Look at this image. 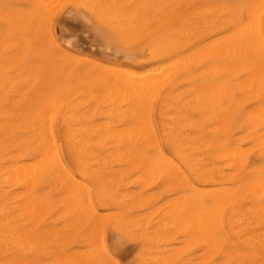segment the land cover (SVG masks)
I'll return each instance as SVG.
<instances>
[{
  "label": "rangeland",
  "instance_id": "374dc122",
  "mask_svg": "<svg viewBox=\"0 0 264 264\" xmlns=\"http://www.w3.org/2000/svg\"><path fill=\"white\" fill-rule=\"evenodd\" d=\"M263 3L0 0V264H264ZM234 35L244 44L239 59L245 64L239 59V66L224 61L227 108L221 104L225 115H220L227 119L228 114L233 124L228 119L223 124L216 108H196L197 92L202 91H192L202 79V46L219 37L224 47ZM230 42L223 51L234 48V40ZM126 136L181 137L189 147L175 152L162 141L157 150L150 144L140 148V142L131 153L109 147ZM46 137L50 143L43 141ZM203 138L207 143L213 140V148ZM68 140H78L79 147L68 149ZM50 156H55L52 163ZM229 156L239 166L236 160L230 166ZM228 160L232 162L223 167ZM244 186L254 191L246 188L245 194ZM212 193L224 196L222 203L237 194L233 199L241 194L243 199H232L233 205L231 200L224 202L233 206L225 208L220 201L217 209L222 206L223 212L212 209L213 218L214 213L210 216L205 209L213 204ZM203 217L208 218L205 223ZM209 220L217 223L211 221L218 237L214 246L206 238ZM228 220L233 225L227 227ZM245 234L253 244H245Z\"/></svg>",
  "mask_w": 264,
  "mask_h": 264
},
{
  "label": "bare ground",
  "instance_id": "6f19581e",
  "mask_svg": "<svg viewBox=\"0 0 264 264\" xmlns=\"http://www.w3.org/2000/svg\"><path fill=\"white\" fill-rule=\"evenodd\" d=\"M262 1H263V0H262ZM252 2H253V1H252ZM186 3H187V2H186ZM263 4H264V3H263ZM254 5H255V4H254ZM260 5L262 6V3H261ZM215 6H216V5H215ZM232 6H233V5H232ZM249 6H250V5H249ZM255 6H259V5H255ZM223 7H224V6H223ZM251 7H252V6H251ZM263 7H264V6H263ZM263 7H262V8H263ZM217 9H218V8H217ZM222 9H223V8H222ZM248 9H249V8H248ZM197 10H198V9H197ZM208 10H209V9H208ZM212 10H213V8H212ZM214 10H215V9H214ZM218 10H219V9H218ZM261 10H262V9H261ZM194 12H195V11H194ZM209 12H210V11H209ZM213 12H214V11H213ZM229 12H230V11H229ZM245 12H246V11H245ZM196 13H197V12H196ZM199 13H200V12H199ZM199 13H198V14H199ZM201 13H202V12H201ZM258 14H259V13H258ZM258 14H257V15H258ZM200 15H201V14H200ZM214 15H215V13H214ZM247 15H248V14H247ZM250 15H251V14H250ZM257 15H256V16H257ZM260 15H261V14H260ZM253 16H254V15H252V17H253ZM215 17H216V16H215ZM227 19H228V18H227ZM230 19H231V18H230ZM223 20H224V19H223ZM250 20H251V19H250ZM253 20H254V19H253ZM211 21H212V20H211ZM227 21L229 22V20H227ZM253 22H254V21H253ZM232 23H233V22H232ZM248 24H249V22H248ZM217 25H218V23H217ZM244 25H245V24H244ZM249 25H252V26H253L254 24H249ZM134 26H135V25H134ZM212 26H215V25H212ZM256 26H257V25H256ZM259 26H260V25H259ZM196 27H197V26H196ZM215 27H216V26H215ZM243 27H244V26H243ZM248 27H249V26H248ZM262 27H263V26H262ZM235 29H236V28H235ZM239 29H240V28H239ZM239 29H238V30H239ZM242 29H243V28H242ZM214 30H217V29H214ZM249 30H250V28H249ZM257 30H258V29H257ZM212 31H213V29H212ZM241 31L243 32V30H241ZM251 31H252V30H250V33H252ZM174 32H175V31H174ZM178 32H179V31H178ZM217 32H218V31H217ZM238 32H240V31H238ZM263 32H264V31H263ZM175 33H176V32H175ZM232 33H233V30H232V32H231V35H232ZM243 33H244V32H243ZM250 33H249V34H250ZM257 33H259V32L257 31ZM229 34H230V33H229ZM237 34H238V33H237ZM240 34H241V33H239V35H240ZM245 35H247V34H245ZM263 35H264V34H263ZM263 35H261L262 38H263ZM242 36H243V35H242ZM251 36H252V35H251ZM253 36H254V35H253ZM261 36H259V37H261ZM196 37H197V35H196ZM249 37H250V36H249ZM197 38H198V37H197ZM227 38H228V37H227ZM255 38H257V37H255ZM192 39H194V38H192ZM213 39H214V38H213ZM217 39H218V40H217L216 42H212V43H209V44L203 45L202 47H203L204 49L201 47V48H202V53H200V52H199V53L202 54V55H200V54L197 52L198 55H200V59H201V62H202V63H200V64H202V65L204 66V68L202 67V68H203L202 71H201V73H202V79H201L200 83L194 84V86H193L194 92L192 91V93H195V90H197V91L200 90V92L202 91V92H201L202 94H199V91L197 92L198 97H199V96H200V97H199L198 100H197V103H198V104L196 105V108H199V107H200V108H203V110H204V109L207 108V107H208L209 109H210V107H211V109H212V107H214V109H215V108L217 109V111H216V112H217V113H216V117H217L218 115H219V116H222V115H220V113L224 114V113H223L224 110H222L224 107L221 109V104H222L223 106L226 105V104H225V105L223 104L224 102H226V101L223 102V91H224V90H223V88H224V87H223V86H224V81H223V74H224V73H223V69H224V68H222V67H223L224 61H225V63L228 62L227 64H230V63H231V64H235V63H236V66H237V65L239 66V64H237V62H238V59H239V57H240V54H243V53H241L240 51L242 50V47H243V45H244L243 42H242V43L239 42V40H238V35H234V36H232V38H229V40H227L228 43H230V44H232V42H230V40H231V39L234 40V42H233V43H234V48H233V45H232V46H231L232 48H228L229 50L227 49V51H223V50H225V49L228 47V46H226V45H227V44H226L227 41H225L226 43H224L225 46L223 47L222 42H224V40L219 41V40H220L219 37H218ZM221 39H222V38H221ZM225 39H226V38H225ZM258 39H259V38H258ZM263 39H264V38H263ZM163 40H164V39H163ZM197 40H198V39H197ZM263 41H264V40H263ZM152 42H153V41H152ZM256 42H257V41H256ZM261 42H262V41H261ZM261 42L259 41V45H260ZM179 43H180V42H179ZM152 44H153V43H152ZM160 44H161V43H160ZM221 44H222V45H221ZM250 44H251V43H250ZM207 45H208L210 48H207V47H208ZM228 45H229V44H228ZM211 46H212V47H211ZM246 46H247V45H246ZM262 47H263V46H262ZM199 48H200V47H199ZM199 48H198V49H199ZM246 50H247V49H246ZM246 50H245V51H246ZM259 50H261V48H260ZM199 51H200V49H199ZM247 51H248V50H247ZM192 52H194V51H192ZM225 52H226V53L229 52V55H228V54H225ZM242 52H243V51H242ZM260 52H261V51H260ZM194 53H195V52H194ZM244 53H245V52H244ZM248 53H249V52H248ZM248 53H247V54H248ZM252 53H253V52H252ZM256 53H257V52H256ZM195 54H196V53H195ZM223 54H225L226 59H225V56H223ZM249 54L252 55L251 53H249ZM193 55H194V54H193ZM196 55H197V54H196ZM227 55H228V56H227ZM188 56H189V55H188ZM188 56H187V57H188ZM241 56H243V55H241ZM247 56H248V55H247ZM254 56H255V55H254ZM248 57H249V56H248ZM182 59H183V58H182ZM194 59H195V58H194ZM197 59H198V58H197ZM200 59H199V60H200ZM242 59H243V58H242ZM252 59H253V56H252ZM239 60H240V59H239ZM245 60H246V59H245ZM245 60H244V61H245ZM247 60H249V58H247ZM254 60H255V59H254ZM254 60H251V61H254ZM257 60H258V59H257ZM188 61H189V59H188ZM188 61H187V62H188ZM192 61H194V60H192ZM240 61H241V63H240V65H241V64H242V60H240ZM249 61H250V60H249ZM255 61H256V60H255ZM255 61H254V63H255ZM263 61H264V60H263ZM263 61H262V63H263ZM208 62H211V63H210L211 65L208 64ZM194 63H195V61H194ZM196 63H198V62L196 61ZM238 63H239V62H238ZM248 63H250V62H248ZM251 63H252V62H251ZM251 63H250V64H251ZM206 64H207L208 66L210 65V68L206 67V66H207ZM243 64H245V63H243ZM243 64H242V65H243ZM183 65H184V64H183ZM225 65H226V64H225ZM256 65L258 66L257 63H256ZM227 66H228V65H227ZM227 66H226L225 69H227ZM243 66H244V65H243ZM245 66H247V67H245V68H247V70L250 69V68L248 69V65H247V64H246ZM213 67H214V68H213ZM233 67H235V66H233ZM185 68H186V67H185ZM236 68L238 69L239 67H236ZM242 68H243V67H242ZM231 69H233V72H236V70H235L234 68H231ZM240 69H241V67H240ZM254 69L256 70L255 64H254ZM184 70H185V69H184ZM210 70H211V71H210ZM212 70H213V71H212ZM257 70H258V69H257ZM214 71H215V72H214ZM230 71H231V70H230ZM244 71H245V70H244ZM166 72H167V71H166ZM210 72H213V73L211 74ZM237 72H239V71L237 70ZM247 72H248V71H247ZM247 72H246V73H247ZM255 72H256V71H255ZM257 72H258V71H257ZM252 73H253V72H252ZM166 74H167V73H166ZM233 74H234V73H233ZM233 74H232V75H233ZM237 74H238V73H237ZM250 74H251V71H250ZM250 74H249V76H252V77L254 78V76H253V75H250ZM192 75H194V74H192ZM257 75H258V73H257ZM236 76H237V75H236ZM261 76H262V75H261ZM164 77H165V76H164ZM190 77H191V75H190ZM256 77H257V76L255 75V79H257ZM131 79H132V78H131ZM188 79H189V78H188ZM194 79H196V78L194 77ZM230 79H231V74H230ZM230 79H229V81H230ZM247 79H249V77H248ZM247 79H246V80H247ZM251 79H252V78H251ZM251 79H250V80H251ZM257 80H258V79H257ZM153 81H154V80H153ZM191 81H192V79H191ZM226 81H227V80H226ZM226 81H225V82H226ZM231 81H232V80H231ZM244 81H245V80H244ZM244 81H243V82H244ZM146 82H147V81H146ZM232 82H233V81H232ZM243 82H242V84H243ZM247 82H248V80H247ZM247 82L245 83L246 86L248 85ZM252 82H253V80L251 81V83H252ZM261 82H262V80H261ZM148 83H149V81H148ZM148 83H147V85H148ZM195 83H196V82H195ZM254 83H255V80H254ZM107 84H109V83H107ZM191 84H192V83H191ZM228 84H229V83H228ZM255 84H256V83H255ZM258 84H259V83H258ZM262 84H263V83H262ZM138 85H139V84H138ZM236 85H237V83H236ZM240 85H241V84H240ZM28 86H29V85H28ZM133 86H134V84H133ZM151 86H152V85H151ZM248 86H249V85H248ZM258 86H259V85H258ZM142 87H143V86H142ZM190 87H191V85H190ZM229 87H230V86H229ZM243 87H245V86H243ZM135 88H136V86H135ZM140 88H141V87H140ZM147 88H148V86H147ZM149 88H151V87H149ZM238 88H239V87H238ZM225 89H226V87H225ZM261 89H262V88H261ZM118 90H119V89H118ZM150 90H152V89H150ZM226 90H227V89H226ZM230 90H232V88H231ZM132 91H133V90H132ZM132 91H131V92H132ZM153 91H154V90H153ZM228 91H229V90H228ZM228 91H227V92H228ZM233 91H234V90H233ZM229 92H231V91H229ZM229 92H228V93H229ZM124 93H125V92H124ZM225 93H226V92H225ZM138 94H139V93H138ZM226 94H227V93H226ZM250 94H251V93H250ZM131 95H132V94H131ZM224 95H225V94H224ZM231 95H232V94H231ZM119 96H120V94H119ZM190 96H191V95H190ZM227 96H229V94H228ZM227 96H226V98H227ZM232 96H233V95H232ZM114 98H115V97H114ZM123 98H124V97H123ZM149 98H150V97H149ZM176 98H177V97H176ZM193 98H194V97H193ZM224 98H225V97H224ZM226 98H225V99H226ZM231 98H232V97H231ZM116 99H119V98H116ZM128 99H129V98H128ZM114 100H115V99H114ZM179 101H180V100H179ZM193 101H194V100H193ZM221 101H222V102H221ZM227 101H228V100H227ZM232 101H234V100H232ZM244 101H245V100H244ZM114 102H115V101H114ZM191 102H192V101H191ZM228 102H229V101H228ZM130 103H131V102H130ZM194 103H195V102H194ZM226 103H227V102H226ZM147 104H148V103H147ZM191 104H192V103H191ZM231 104H233V103L231 102ZM117 105H118V103H117ZM192 105H193V104H192ZM199 105H200V106H199ZM227 105H228V104H227ZM189 106H190V105H189ZM197 106H198V107H197ZM228 106H229V105H228ZM232 106H233V105H232ZM54 107H55V106H54ZM186 107H187V106H186ZM225 107H226V106H225ZM233 107H234V106H233ZM226 108H227V107H226ZM216 109H215V110H216ZM196 110H199V109H196ZM203 110H201V111H203ZM228 110H229V109H228ZM224 112H225V111H224ZM227 112H228V111H227ZM251 113H252V112H251ZM251 113H250V114H251ZM198 114H199V113H198ZM226 114H227V113H226ZM260 114H261V113H260ZM129 115H130V114H129ZM206 115H207V112H206ZM206 115L204 114V116H206ZM224 115H225V114H224ZM227 115H228V114H227ZM227 115H226V117H227V119H228V121H229V118L231 119V117H230V116L228 117ZM229 115H230V114H229ZM248 115H249V114H248ZM219 116H218V117H219ZM134 117H135V116H134ZM208 117H209V116H208ZM210 117H211V116H210ZM218 117H217V118H218ZM224 117H225V116H224ZM252 117H253V116H252ZM51 118H52V116H51ZM199 118H200V117H199ZM219 118H220V117H219ZM222 118H223V116H222ZM84 119H86V118H84ZM205 119H206V117H205ZM214 119H215V118H214ZM225 119H226V118H223V119H222V123H223V121H224ZM227 119H226V120H227ZM189 120H190V119H189ZM189 120H188V121H189ZM195 120H196V119H195ZM211 120H212V119H211ZM216 120H218V119H216ZM216 120H215V123H217ZM171 121H172V120H171ZM218 121H219V120H218ZM235 121H236V120H235ZM139 122H140V121H139ZM194 122H196V121H194ZM219 122H220V121H219ZM219 122H218V124H219ZM230 122H231V121H229V123H230ZM215 123L213 122V124H215ZM222 123H221V126L224 124V123H223V124H222ZM227 123H228V122H227ZM231 123H232V122H231ZM148 124H149V123H148ZM188 124H189V123H188ZM199 124H200V123H199ZM232 124H233V123H232ZM2 125H3V124H2ZM226 125H227V124H226ZM149 126H150V125H149ZM182 126H183V124H182ZM219 126H220V125H219ZM221 126H220V127H221ZM236 126H237V125H236ZM138 127H139V126H138ZM192 127H193V129H194L195 126L192 125ZM192 127H191V128H192ZM223 127H225V126L223 125ZM223 127H222V129H221L222 132H223ZM183 128H184V127H183ZM211 128H213L214 130L216 129V130L219 132V130H218L219 127L216 128V126H213V127H211ZM197 129H199V128H197ZM235 129H236V128H235ZM49 130H50V129H49ZM209 130H210V129H209ZM209 130H207V131H209ZM214 130H213V131H214ZM122 131H123V130H122ZM210 131H211V130H210ZM213 131H212V133H213ZM225 131H227V130L225 129ZM218 132L214 131L215 134L218 133ZM227 132H228V131H227ZM227 132H226V134H227ZM118 133H119V132H118ZM143 133H144V132H143ZM163 133H164V132H163ZM166 133H167V132H166ZM220 133H221V132H220ZM220 133H218V134H220ZM164 134H165V133H164ZM221 134L223 135L224 133H221ZM111 135H112V134H111ZM181 135H182V134H181ZM196 135H198V134H196ZM216 135H217V134H216ZM100 136H101V135H100ZM106 136H107V135H106ZM137 136H138V135H137ZM198 136H199V135H198ZM218 136H219V135H218ZM225 136H226V135H225ZM50 137H51V136H50ZM101 137H102V136H101ZM109 137H110V136H109ZM109 137H108V138H109ZM126 137H128V138H125V139H127V140H125L124 138H120L121 140H120V141H117V143H115L114 146H109V145H108V146H109L110 148L113 147V148H114L113 150H117V149H120V150H121V149H122L123 151H129V153H131L130 151L138 150V148L140 147V145H139L138 143H140V142H142V143H141L142 146H141L140 148H142V147H144V146L146 147V145H148V147H150V145H151V146H153L154 148H156L155 150H157L158 148L160 149V147H159V141H162V142L166 145V147L169 148V149H171V150H175V148L177 149V147H178V148H179V147L181 148V146L185 145V143H186V140H185L184 138H181V137H173V136H172L171 138H165V139H159V138H157V137L152 136L153 138H150V139H143V138H142L143 140H142L141 138H140V139L137 138L138 140H136V139L134 140L133 138H131L132 140H130V139H129V136H126ZM142 137H143V136H142ZM183 137H184V136H183ZM192 137H195V136H192ZM215 137H216V136H215ZM223 137H224V136H223ZM46 138H48V137H46ZM102 138L104 139V137H102ZM113 138L115 139V137H113ZM113 138H112V139H113ZM163 138H164V137H163ZM199 138H200V137H199ZM219 138H220V137H219ZM224 138H225V137H224ZM39 139H40V138H39ZM51 139H53V138H51ZM68 139H69V138H68ZM72 139H73V138H72ZM85 139H86V138H85ZM97 139H98V138H97ZM97 139H96V140H97ZM118 139H119V138H118ZM118 139H117V140H118ZM186 139H187V141H188V140H189V136H186ZM203 139H204V138H203ZM222 139H223V138H222ZM32 140H33V139H32ZM35 140H36V139H35ZM46 140H47V139H45V140H43V141H44L45 143H47V142L50 143L49 138H48L47 141H46ZM53 140H54V139H53ZM79 140H80V139H79ZM98 140H99V139H98ZM110 140H111V139H110ZM140 140H141V141H140ZM193 140H194V139H193ZM204 140H205V142H206V139H204ZM216 140H217V139H216ZM43 141H42V142H43ZM83 141H84V139H83ZM102 141H103V140H102ZM111 141H112V140H111ZM195 141H196V140H195ZM65 142H66V141H65ZM97 142H98V141H97ZM199 142H201V140H200ZM217 142H218V141H217ZM260 142H261V141H260ZM52 143H54V142H52ZM79 143H80V142H79L78 140H77V141H72V140L70 141V140H68V141H67L68 149H75V148H78V147H79V145H78ZM83 143H84V142H82V144H83ZM206 143H207V142H206ZM212 143H213V140H212ZM212 143H210V141H209L207 144H205V143H204V144H205V145H208V144H209L210 149H211V147L213 148V146H214V145L212 146ZM262 143H263V142H262ZM91 144H92V143H91ZM149 144H150V145H149ZM193 144H194V143H193ZM210 144H211V145H210ZM48 145H49V144H48ZM83 145H85V144H83ZM87 145L90 146V144H87ZM94 145H95V144H94ZM97 145H99V143H97ZM195 145H196V144H194V147H196ZM221 145H222V144H221ZM228 145H229V144H228ZM228 145H227V146H228ZM51 146H52V145H51ZM53 146H54V145H53ZM91 146H92V145H91ZM186 146L189 147V145H187V144L185 145V147H186ZM190 146H191V145H190ZM192 146H193V145H192ZM203 146H204V145H203ZM203 146H202V147H203ZM216 146H217V147H220V146H219V143H218ZM216 146L214 147L215 149H216ZM31 147H32V146H31ZM81 147H82V146H81ZM81 147H80V150H81ZM183 147H184V146H183ZM183 147H182V148H183ZM194 147H192V149H193ZM206 147H207V146H206ZM234 147H235V146H234ZM234 147H232V148H233V149H236V148H234ZM236 147H237V146H236ZM45 148H46V147H45ZM51 148H52V147H51ZM180 148H179V149H180ZM31 149H32V148H31ZM37 149H38V148H37ZM105 149H106V148H105ZM152 149H153V148H152ZM204 149H205V148H204ZM204 149L202 148V150H201V147H200L199 150L203 152ZM206 149H207V148H206ZM229 149H230V148L226 149V147H225V151H226V150H229ZM48 150H49V149H48ZM54 150H55V149H53V151H51V152L55 153ZM80 150H79V151H80ZM111 150H112V149H111ZM120 150H119V151H120ZM122 150H121V151H122ZM155 150H154V151H155ZM194 150H195V149H194ZM217 150H218V149H217ZM231 150H232V149H231ZM237 150H238V149H237ZM242 150H243V149H242ZM38 151H39V150H38ZM77 151H78V149H77ZM152 151H153V150H152ZM177 151H178V150H177ZM190 151H191V149H189L187 152L184 151L183 153H182V152H179V153L185 154V153H188V152H190ZM196 151H197V150H196ZM219 151H220V149H219ZM221 151H222V150H221ZM45 152H47L46 149H45ZM81 152H82V151H81ZM114 152H115V151H114ZM175 152H176V150H175ZM194 152H195V151H194ZM206 152H207V150H206ZM209 152H210V151H209ZM211 152H213V151H211ZM223 152H224V151H223ZM223 152H222V153H223ZM227 152H228V151H227ZM229 152H230V150H229ZM240 152H242V151L240 150L238 153H240ZM244 152H245V151H244ZM47 153H48V152H47ZM67 153H68V152H67ZM78 153H79V152H78ZM82 153H83V152H82ZM82 153H81V154H82ZM116 153H117V152H116ZM120 153H121V152H120ZM203 153H204V152H203ZM217 153H218V151H217ZM219 153H220V152H219ZM222 153L220 154V156H222ZM43 154H44V153H43ZM50 154H52V153H49V155H50ZM121 154H122V153H121ZM176 154L178 155V152H177ZM182 154H181V155H182ZM193 154H195V153H193ZM206 154H207V153H205V155H206ZM210 154H213V153H209L208 156H210ZM215 154H216V152H215ZM244 154H245V153H244ZM52 155H56V154H52ZM82 155H83V154H82ZM82 155H81V156H82ZM181 155H179V156H181ZM43 156H45V154H44ZM182 156H184V155H182ZM220 156H219V155L216 156V159L218 160V162L220 161ZM226 156H227V155H226ZM240 156H241V155H240ZM240 156H239V157H240ZM206 157H207V156H206ZM218 157H219V158H218ZM230 157H231V156H229V159H230ZM232 157H233V156H232ZM232 157H231V159H233V162H232V160H231L232 163H231L229 160H228V161H225V162L223 163V165H224L223 167H225L226 164L229 165L227 162L231 163L230 166H235V165H232V164H234V161H235L236 159H235L234 157H233V158H232ZM51 158H52V156H50V158H49V159L51 160V163H52V162H53L52 159L55 158V156H53L52 159H51ZM123 158H124V157H123ZM210 158H211V157H210ZM224 158H225V157H224ZM224 158L221 159V160H224ZM187 159H188V158H187ZM225 159H226V158H225ZM237 159H238V157H237ZM240 159H243V157L240 158ZM50 160H49V161H50ZM54 160L57 161V159H54ZM85 160H86V159H85ZM100 160H101V159H100ZM182 160H183V159H182ZM43 161H44V160H43ZM78 161H79V160H78ZM195 161H196V160H195ZM207 161H209V159H208ZM236 161H237V160H236ZM236 161H235V163H236ZM247 161H248V160H247ZM45 162H46V160H45ZM54 162H55V161H54ZM76 162H77V161H76ZM204 162H205V161H204ZM238 162H239V161H237V165H236V166H239V165H238ZM51 163H50V164H51ZM188 163H189V162H188ZM225 163H226V164H225ZM29 164H30V163H29ZM33 164H34V163H33ZM205 164H206V162H205ZM205 164H204V165H205ZM239 164H240V163H239ZM46 165H47V164H46ZM240 165H242V164H240ZM209 166H210V165H209ZM209 166L206 167V168H207L206 170H209ZM218 166H219V165H218ZM220 166H221V165H220ZM220 166H219V167H220ZM230 166H229L228 168H230ZM213 167H214V166L212 165V168H213ZM195 168H196V167H195ZM216 168H217V167H216ZM232 168H233V167H232ZM236 168H238V167H236ZM236 168H235V170H236ZM239 168H240V167H239ZM241 168H242V167H241ZM217 169H219V168H217ZM213 170H214V169H213ZM235 170H234V172H235ZM241 170H242V169H241ZM252 170H253V169H252ZM91 171H92V170H91ZM199 171H200V170H199ZM232 171H233V169H232ZM237 171H238V170H237ZM249 171H250V170H249ZM210 172H212V171H210ZM218 172H219V171H218ZM234 172H233V173H234ZM240 172H242V171H240ZM28 173H29V172H28ZM89 173H90V172H89ZM228 173H229V172H228ZM208 174H209V173H208ZM218 174H219V173H218ZM225 174H226V173H225ZM231 174H232V173H231ZM235 174H236V172H235ZM195 175H196V174H195ZM213 175H214V174H213ZM228 175H230V174H227V176H228ZM233 175H234V174H233ZM208 176H209V177L211 176L210 178H212V175H208ZM217 176H218V175H217ZM222 176H223V174H222ZM209 177H208V178H209ZM223 177H224V176H223ZM228 177H229V176H228ZM237 177H238V176L234 177L233 180H235ZM221 179L223 180L224 178H221ZM225 179H226V178H225ZM249 179H250V178H249ZM26 180H27V179H26ZM215 180H216V179H215ZM218 180H220V179H218ZM241 180H242V179H241ZM209 181H210V180H209ZM212 181H214V180H212ZM220 181H221V180H220ZM226 181H227V180H226ZM259 181H260V180H259ZM262 181H263V180H262ZM216 182H217V181H216ZM218 182H219V181H218ZM254 182H255V181H254ZM232 183H233V181H232ZM250 183H251V182H250ZM251 184H252V183H251ZM238 185H239V184H238ZM253 185H254V184H253ZM249 186L252 187L251 185H249ZM255 186H256V183H255ZM255 186H254V187H255ZM226 187H227V186H226ZM235 187H236V186H235ZM244 187H245V186H244ZM85 188H86V187H85ZM220 188H221V187H220ZM222 188H223V186H222ZM233 188H234V187H233ZM246 188H247V186L245 187V189H246ZM54 189H55V188H54ZM209 189L212 190V187L209 186L208 190H209ZM213 189L216 190V188H213ZM217 189H219V187H217ZM226 189H227V188H226ZM228 189H229V188H228ZM247 189H248L249 191H251V192L254 191V190H252L253 188L251 189V188L248 187ZM247 189H246V190H247ZM250 189H251V190H250ZM208 190H206V191H208ZM224 190H225V189H224ZM235 190H237V189H235ZM239 190H240V189H239ZM246 190H245L246 193L244 192L245 194H247V193L249 192L248 190H247V191H246ZM256 190H257V188H256ZM256 190H255V191H256ZM86 191H87V189H86ZM243 191H244V189H243ZM214 192H215V191H214ZM227 192H228V190H227ZM230 192H232V189H231ZM234 192H236V191H234ZM205 193H206V192H205ZM241 193H242V191H241ZM244 193H243V195H244ZM222 194H224V192H223ZM232 195H233V192H232ZM237 195H238V194H237ZM237 195H235V196H233V197L236 198ZM241 195H242V194H241ZM241 195H240V197H241ZM252 195H253V193L251 194V198H252ZM108 196H109V195H108ZM206 196H208V194H207ZM226 196H227V195H226ZM226 196H225V197H226ZM221 197H222V196H220L219 193H218V194H217V193H215V194H213V193H212V194H209V199H210L211 202L213 201V204H212V205H213L214 208H213L212 205L210 204L209 207L207 206L208 208H205V209H208V210H209L207 214H208V215L210 214V216L213 215V213H214L213 218H214L215 215H216V212H214V211H216L217 206L219 207L218 204H220L219 202L221 201V200H220ZM223 197H224V196H223ZM223 197H222V198H223ZM227 197H228V196H227ZM230 197H231V196L229 195L228 199H229ZM233 197H232L231 199H229V200L232 201ZM240 197H239V199H233V201L243 199V197H241V199H240ZM237 198H238V197H237ZM245 199H246V198H245ZM225 200H227V198H226ZM229 200H228L227 202H229ZM247 200H248V199H247ZM231 201L229 202V204H230V203H231V204H232V203L235 204L233 201H232V202H231ZM242 201H243V200H242ZM249 201H250V198H249ZM251 201H252V200H251ZM253 201H254V200H253ZM34 202H35V201H34ZM88 202H89V201H88ZM224 202H225V201H223V203H224ZM227 202H225V203H227ZM254 202H255V201H254ZM68 203H69V202H68ZM223 203H222V201H221L222 206L225 205V207H227V206L229 205V204L227 205V204H225V203L223 204ZM236 203L239 204L240 202L237 201ZM241 203H243V202H241ZM233 204H232V205H233ZM251 204H252V203H250V205H251ZM232 205H229V206L233 207ZM252 205H253V204H252ZM252 205H251L250 207L247 206V209L249 210V208H251ZM88 206H89V205H88ZM220 206H221V205H220ZM222 206L220 207V209H221L222 212H223V209H222V208H223L224 206H223V207H222ZM238 206H239V205H238ZM78 207H79V206H78ZM225 207H224V208H225ZM231 207H230V208H231ZM239 207H240V206H239ZM248 207H249V208H248ZM80 208H81V207H80ZM84 208H85V207H84ZM235 208H236V205H235ZM242 208H243V206H242ZM252 208H253V207H252ZM252 208L249 210L250 213L254 210V209L252 210ZM259 208H260V207H259ZM76 209H77V208H76ZM205 209H204L203 211H207V210H205ZM212 209H214V211H213ZM220 209H217V211H219ZM232 209H233V208H232ZM232 209H231V210H232ZM236 209H237V208H236ZM221 210H220V211H221ZM231 210H230L229 212H227V213H230ZM233 210H234V209H233ZM233 210H232V212H231L232 214H234ZM237 210H239V209H237ZM240 210H242V209H240ZM251 210H252V211H251ZM234 211H235V210H234ZM74 212H75V211H74ZM79 212H80V211H79ZM222 212H221V213L219 212V213L222 215ZM238 212H239V211H238ZM238 212H236V213H238ZM219 213H218V214H219ZM253 213H254V211H253ZM203 214H204V213H203ZM242 214H243V213H242ZM234 215H237V214H234ZM250 215H252V214H250ZM210 216H208V218H210V219L213 220V218H211ZM229 216H230V215H229ZM232 216H233V215H232ZM238 216H240V215H237V217H238ZM204 217H206V212H205V214H204ZM204 217H203V222H204L205 220H208V218L205 219ZM219 217L222 218V216H218V218H219ZM223 217H224V216H223ZM226 217H227V219H228V215H227ZM237 217H236V218H237ZM240 217H241V216H240ZM240 217H239V218H240ZM253 217H254V216H253ZM218 218H217V219H218ZM230 218H231V217H230ZM230 218H229V219H230ZM233 218H234V217H233ZM246 218H247V217L245 216V219H246ZM204 219H205V220H204ZM215 219H216V218H215ZM215 219H214V220H215ZM217 219L215 220L216 222L219 220V219H218V220H217ZM227 219H226V220H227ZM243 219H244V218H243ZM212 220H211V221H212ZM220 220H221V219H220ZM220 220H219V221H220ZM235 220H236V219H235ZM237 220H238V222H239V219H237ZM81 221H82V220H81ZM209 221H210V220H209ZM211 221H210V224H208V223L205 224V226H206V228H207V233H208V230H209V238H208L207 235H205L204 237L207 236V237H206V238H207V241H208V240H209L210 242L212 241L211 244L213 245V244L216 242V240L218 239V237H215L213 231H211V230H214L213 227H214V225H215L214 223H216V222L212 221V222H214V223H212ZM231 221H232V219H231ZM231 221H230V220H228V222L226 221V225L229 224V223H231ZM233 221H234V219H233ZM242 221H243V220H242ZM242 221H241V222H242ZM244 221H245V220H244ZM247 221H248V219H247ZM207 222H208V221H207ZM251 222H252V221H251ZM253 222H254V221H253ZM204 223H205V222H204ZM220 223H221V222H220ZM220 223H218V225H217V229H220V228H221V224H220ZM232 223H233V222H232ZM239 223H240V222H239ZM123 224H124V223H123ZM207 224H208V225H207ZM216 224H217V223H216ZM219 224H220V225H219ZM251 224H252V223H251ZM229 225L231 226V225H233V224H229ZM234 225H236V224H234ZM205 226H204V229H206ZM208 226H210V229L208 228ZM224 226H225V225H224ZM242 226H243V223H242V225H241V228H243ZM253 226H254V225H253ZM215 227H216V226H215ZM227 227H228V225H227ZM249 227H251V225H250ZM211 228H212V229H211ZM241 228L238 227V229H241ZM244 228H245V227H244ZM198 229H199V228H198ZM228 229H232V228H228ZM234 229H235V228H234ZM234 229H233V230H234ZM236 229H237V228H236ZM236 229H235V230H236ZM238 229H237V230H238ZM215 230H216V229H215ZM235 230H234V233H233V234L236 233L237 230H236V231H235ZM245 230H246V228H245ZM245 230H244V231H245ZM216 231H218V230H216ZM246 231H247V230H246ZM197 232H198V231H197ZM204 232H205V231H204ZM218 232H219V231H218ZM229 232L232 233L233 231H232V232L229 231ZM241 232H242V231L240 230V234H241ZM248 232H250V230L247 231V234H248ZM198 233H199V232H198ZM200 233H201V232H200ZM202 233H203V232H202ZM205 233H206V232H205ZM237 233H238V231H237ZM253 233H254V232H253ZM254 234H255V233H254ZM247 236H248V242H245V244H246V245H247V244H248V245L253 244V243H251L252 241L249 240L251 236L249 237V235H246V234H245V237H246V238H247ZM254 236H256V235H254ZM254 236H253V237H254ZM243 237H244V235H243ZM256 237H258V235H257ZM202 238H203V236H202ZM215 238H217V239L214 240ZM237 238H238V237H237ZM254 238H255V237H254ZM259 238H260V237H259ZM263 238H264V237H263ZM263 238H262V239H263ZM238 239L240 240V238H238ZM241 239H242V238H241ZM260 239H261V238H260ZM222 240H224V239L222 238ZM257 240H259V239L256 238L254 241L257 242ZM263 240H264V239H263ZM207 241H206V243L209 242V241H208V242H207ZM213 241H215V242H213ZM241 241H243V240H240V242H241ZM245 241H246V240H245ZM261 241H262V240H261ZM210 242H209V243H210ZM220 242H221V240H220ZM229 243H231V242H229ZM232 243H233V242H232ZM217 244H218V245H215V246L218 247V246H219V243H217ZM226 244H228V243H226ZM243 244H244V243H243ZM254 244H255V243H254ZM259 244L261 245V242H260ZM15 245H16V244H15ZM212 245H210V247H211ZM233 245H234V243H233ZM246 245H245V246H246ZM260 245H257V246H260ZM213 246H214V245H213ZM213 246H212V247H213ZM235 246H236V245H235ZM241 246H242V245H241ZM263 246H264V245H263ZM207 247H208V246H207ZM236 247H239V246H236ZM252 247H253V246H252ZM24 248H25V247H24ZM214 248H215V247H214ZM253 248H254V247H253ZM210 249H211V248H210ZM217 249H218V248H217ZM217 249H216V250H217ZM248 249H249V248H248ZM254 249H255L256 251H258V252L260 251V250H257L256 248H254ZM261 249H263V247H262ZM207 250H209V249L207 248ZM244 250H245V249H244ZM211 251L213 252V250H211ZM223 251H225V250H223ZM261 251H262V250H261ZM263 251H264V250H263ZM207 252H208V251H207ZM212 252L209 251V253H212ZM234 252H235V251H234ZM238 252H239V251H238ZM4 253H5V252H4ZM225 253H227V252L225 251ZM256 253H257V252H256ZM256 253H255V254H256ZM213 254H214V253H213ZM220 254H222V252H221ZM227 254H229V253H227ZM238 254H239V253H238ZM253 254H254V253H253ZM224 255L227 256L226 254H224ZM239 255H242L243 257L245 256V255H243L242 253L239 254ZM256 255H257V254H256ZM259 255H260V254H259ZM259 255H258V257L261 258L264 254H263L262 256H259ZM229 256H230V255H229ZM246 256H247V254H246ZM230 257H231V256H230ZM237 257H238V256H237ZM224 258H225V257H224ZM232 258H233V257H232ZM253 259H254V257H253ZM253 259H252V260H253ZM67 260H68V259H67ZM237 261H238V259H237ZM255 261H256V258H255ZM252 262H253V261H252ZM238 263H239V262H238ZM243 263H244V261H243ZM253 263H254V262H253ZM240 264H241V263H240Z\"/></svg>",
  "mask_w": 264,
  "mask_h": 264
}]
</instances>
